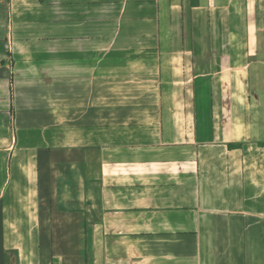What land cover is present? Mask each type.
<instances>
[{"label":"crops","instance_id":"1","mask_svg":"<svg viewBox=\"0 0 264 264\" xmlns=\"http://www.w3.org/2000/svg\"><path fill=\"white\" fill-rule=\"evenodd\" d=\"M0 264H264V0H0Z\"/></svg>","mask_w":264,"mask_h":264}]
</instances>
